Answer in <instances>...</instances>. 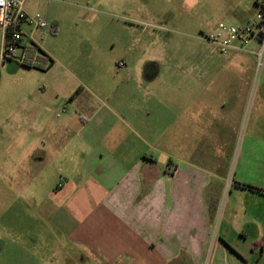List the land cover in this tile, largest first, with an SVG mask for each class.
<instances>
[{
	"label": "crops",
	"instance_id": "0c3cea01",
	"mask_svg": "<svg viewBox=\"0 0 264 264\" xmlns=\"http://www.w3.org/2000/svg\"><path fill=\"white\" fill-rule=\"evenodd\" d=\"M49 1L26 0L25 10L43 9L58 38L77 25ZM70 5L97 13L69 35L85 32L102 64L111 19L137 22L145 6ZM136 40L123 48L133 65L120 83H95L105 66H63L37 40L53 60L47 75L60 72L37 95L30 82L0 83V264H48L52 235L59 264H264V67L261 82L249 78L258 39L251 67L247 52L232 51L234 68L211 82L207 54H195L200 63L185 71L196 83L172 72L161 81L162 69L142 67ZM17 246V260L4 257Z\"/></svg>",
	"mask_w": 264,
	"mask_h": 264
},
{
	"label": "rangeland",
	"instance_id": "374dc122",
	"mask_svg": "<svg viewBox=\"0 0 264 264\" xmlns=\"http://www.w3.org/2000/svg\"><path fill=\"white\" fill-rule=\"evenodd\" d=\"M49 2L53 6L52 11L61 10L62 12H66L71 9V13L63 15L62 20L63 23L67 21V23H71L70 25H77L75 28L69 27L70 31L74 30L73 32H76V29H85V19H95L98 17L97 13L92 10H90L89 16H87L85 12L81 13L70 4L145 5L144 9L139 10L140 16L137 17V22L125 21L124 23L123 20L116 21V18L111 19V30L106 35L105 40V50L109 58L107 64L109 61V65L102 64L99 61L97 62L96 59L89 57V44L85 38V32L82 37L75 36L71 39L69 29L66 27L61 36L57 38L50 31L37 30L33 32L31 27L24 26L26 32L33 34L35 40L42 47L53 52L56 51L61 55L60 60L64 61L63 66L75 69H82L84 67L100 68V66L104 69L105 66L107 74H103L102 77L97 76L95 83L101 82V84L106 83L107 85L120 83L125 70L133 65L132 59H126L122 51L127 45V40L133 42L137 37L140 41L136 40L135 44L141 45V48L135 54L136 57L143 55L144 47H146V54L141 65L147 69H162L161 81L168 80L169 76L171 79L174 73L177 81L181 79L179 82H184L185 78L189 76L192 82H199V76L188 75V71L186 72L185 69L191 65L192 67L197 66V62L200 63V60L198 61L193 56L203 52L207 54V59L203 61V65L209 68L211 82L218 73L217 69L234 68L232 67L233 62L230 60L233 53L222 52L216 44L205 40L206 35L211 34L220 22L237 23L239 20H233L230 15H234L236 12L239 13L241 9L248 11V15L250 14L251 17L249 19H252L255 13L258 12V7L256 8L254 5V0H51ZM115 8L113 9L115 10ZM35 11L45 17L47 16L48 18H46L50 27L52 26L53 21L50 20L52 18L46 15L43 9ZM125 11L126 9L123 12ZM133 11L135 10L133 9ZM248 20L240 23H246ZM127 24L128 28H125L124 25ZM91 30L95 31L96 29L93 27ZM200 37L203 38L202 42L198 40ZM248 45L245 50L240 51L247 52L245 56L248 58V61L245 67H251L252 63L249 62V58L254 55L249 54L252 51ZM153 52L159 57L154 58L149 55V53ZM121 62L123 63L120 64ZM60 69L61 66L59 64L51 75H47V70L44 71L37 67H27L14 60H6L0 65V72L2 73L0 83L1 85H9L13 81L30 82L35 85L34 92L37 95V92L42 90L40 85L46 83L50 77L52 78L53 75L59 73ZM256 69L254 68L252 74L249 76L252 83L262 81L261 71L264 69L259 71ZM77 72L80 73L79 71ZM90 79H93V77ZM223 80L224 82H232V73L228 74L225 71ZM242 125H244V122ZM46 240L48 241L49 248L47 254L43 255V257H45L48 264H59L61 251L58 250V247L57 250L55 249L59 244L58 238L52 235L46 238ZM19 248L17 246L15 252L9 249V252L7 251L3 254L4 257L17 260L16 256L21 253ZM85 264L92 263L87 261Z\"/></svg>",
	"mask_w": 264,
	"mask_h": 264
},
{
	"label": "built area",
	"instance_id": "2783aa9c",
	"mask_svg": "<svg viewBox=\"0 0 264 264\" xmlns=\"http://www.w3.org/2000/svg\"><path fill=\"white\" fill-rule=\"evenodd\" d=\"M26 0H2L0 2V65L6 60H14L22 65L39 66V46L28 34L25 25L31 30H45L50 27L47 18L39 12L29 14L25 10ZM258 12L246 23L220 22L206 39L216 44L224 53L245 50L253 40L258 39L259 49L257 70L264 67V0H255ZM121 62L120 64H122Z\"/></svg>",
	"mask_w": 264,
	"mask_h": 264
},
{
	"label": "trees",
	"instance_id": "16d2710c",
	"mask_svg": "<svg viewBox=\"0 0 264 264\" xmlns=\"http://www.w3.org/2000/svg\"><path fill=\"white\" fill-rule=\"evenodd\" d=\"M34 47L36 48V50H38L40 53L38 54L39 60L41 61V65L39 66H34L37 67L41 70H48L53 63V60L37 45L34 44ZM27 67H33V66H28L25 65Z\"/></svg>",
	"mask_w": 264,
	"mask_h": 264
},
{
	"label": "snow or ice",
	"instance_id": "6c2138e0",
	"mask_svg": "<svg viewBox=\"0 0 264 264\" xmlns=\"http://www.w3.org/2000/svg\"><path fill=\"white\" fill-rule=\"evenodd\" d=\"M0 2H2V0H0Z\"/></svg>",
	"mask_w": 264,
	"mask_h": 264
}]
</instances>
